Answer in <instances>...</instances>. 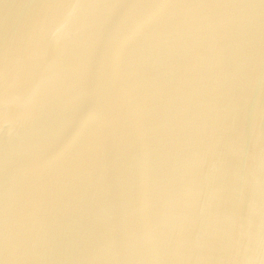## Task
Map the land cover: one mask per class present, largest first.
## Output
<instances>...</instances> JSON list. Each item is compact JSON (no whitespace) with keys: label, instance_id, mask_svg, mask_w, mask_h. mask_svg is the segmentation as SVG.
<instances>
[{"label":"water","instance_id":"obj_1","mask_svg":"<svg viewBox=\"0 0 264 264\" xmlns=\"http://www.w3.org/2000/svg\"><path fill=\"white\" fill-rule=\"evenodd\" d=\"M0 264H264V0H0Z\"/></svg>","mask_w":264,"mask_h":264},{"label":"snow or ice","instance_id":"obj_2","mask_svg":"<svg viewBox=\"0 0 264 264\" xmlns=\"http://www.w3.org/2000/svg\"><path fill=\"white\" fill-rule=\"evenodd\" d=\"M69 18H71V13H69Z\"/></svg>","mask_w":264,"mask_h":264}]
</instances>
